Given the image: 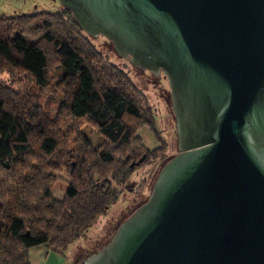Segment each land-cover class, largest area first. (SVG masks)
<instances>
[{
	"label": "water",
	"instance_id": "95a60500",
	"mask_svg": "<svg viewBox=\"0 0 264 264\" xmlns=\"http://www.w3.org/2000/svg\"><path fill=\"white\" fill-rule=\"evenodd\" d=\"M59 2L119 56L163 72L178 150L76 264H264V0Z\"/></svg>",
	"mask_w": 264,
	"mask_h": 264
},
{
	"label": "trees",
	"instance_id": "16d2710c",
	"mask_svg": "<svg viewBox=\"0 0 264 264\" xmlns=\"http://www.w3.org/2000/svg\"><path fill=\"white\" fill-rule=\"evenodd\" d=\"M56 69L65 94L55 118L34 91L16 92L0 79V264H31L38 245L64 256L116 201L136 165L158 152L136 134L144 124L161 140L147 97L68 8L0 15V77L17 83L20 73L19 82L43 94ZM82 122L107 140L103 153L79 133ZM63 166L73 179L57 199L53 171Z\"/></svg>",
	"mask_w": 264,
	"mask_h": 264
},
{
	"label": "rangeland",
	"instance_id": "374dc122",
	"mask_svg": "<svg viewBox=\"0 0 264 264\" xmlns=\"http://www.w3.org/2000/svg\"><path fill=\"white\" fill-rule=\"evenodd\" d=\"M61 7L59 0H0V15L21 16L22 14L42 10L55 11ZM89 38L104 58L122 68L137 89L142 91L147 97L154 111L155 125L162 141L156 138L147 125L139 126L136 134L141 136L143 142L149 148H158V152L144 163L137 164L127 182L118 186L119 194L116 201L110 205L104 214L99 215L95 219L80 239L68 247L63 257L65 260L63 264H76L93 251L105 245L111 239L117 226L149 198L161 167L178 152L169 84L163 72L156 75L148 69H141L133 65L129 59L119 56L115 52L112 42L103 35H89ZM19 78L16 83L12 79L10 80L8 75L0 77L6 87H10L16 92L21 89L34 91V94L39 96L42 108L49 112L51 118H55L65 94V89L57 86L61 78L59 69H56L50 76V85L43 94L35 86L33 88L30 85L27 86L24 81L19 82ZM78 130L99 154L104 152L107 140L100 135L93 125L88 122H82ZM68 144L72 148L75 145L72 139H69ZM74 165L75 163L73 162ZM53 174L57 179L52 186L51 193L54 198L63 199L73 177L68 168L64 166L54 170ZM109 176L110 174H108ZM101 178L103 177H95L97 180H101Z\"/></svg>",
	"mask_w": 264,
	"mask_h": 264
},
{
	"label": "crops",
	"instance_id": "0c3cea01",
	"mask_svg": "<svg viewBox=\"0 0 264 264\" xmlns=\"http://www.w3.org/2000/svg\"><path fill=\"white\" fill-rule=\"evenodd\" d=\"M64 256L56 254L47 245L32 247L29 251L31 264H63Z\"/></svg>",
	"mask_w": 264,
	"mask_h": 264
}]
</instances>
